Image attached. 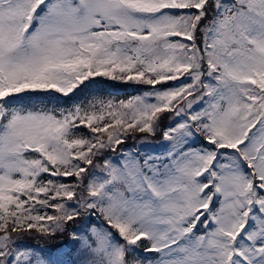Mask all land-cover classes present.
Wrapping results in <instances>:
<instances>
[{
    "label": "snow or ice",
    "instance_id": "snow-or-ice-1",
    "mask_svg": "<svg viewBox=\"0 0 264 264\" xmlns=\"http://www.w3.org/2000/svg\"><path fill=\"white\" fill-rule=\"evenodd\" d=\"M0 264H264V0H0Z\"/></svg>",
    "mask_w": 264,
    "mask_h": 264
},
{
    "label": "trees",
    "instance_id": "trees-1",
    "mask_svg": "<svg viewBox=\"0 0 264 264\" xmlns=\"http://www.w3.org/2000/svg\"><path fill=\"white\" fill-rule=\"evenodd\" d=\"M93 89H96L94 91H89L86 94H99V93H109V92H116V91H123L125 94H127V90L129 88H133L132 86H124L119 84L118 82H109L106 80L101 79L97 85L92 86ZM131 95V93H129Z\"/></svg>",
    "mask_w": 264,
    "mask_h": 264
},
{
    "label": "rangeland",
    "instance_id": "rangeland-1",
    "mask_svg": "<svg viewBox=\"0 0 264 264\" xmlns=\"http://www.w3.org/2000/svg\"><path fill=\"white\" fill-rule=\"evenodd\" d=\"M127 91H128L127 94H125L123 91H116V92H110V93H100V94H97V95L104 96V97L115 96V97H118V98H126L127 96H129V93H131V95H135L136 94V92L132 88H129ZM91 95H95V94H91ZM91 95H89V96H91ZM159 140H160V137H159V135H157L154 138L153 143H156ZM128 144L131 145L132 141L129 140ZM25 242L28 243V244H36L38 241L26 238ZM39 243L43 244L44 242L43 241H39Z\"/></svg>",
    "mask_w": 264,
    "mask_h": 264
}]
</instances>
